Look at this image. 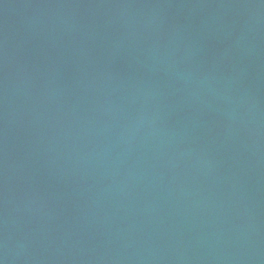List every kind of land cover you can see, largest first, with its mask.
Listing matches in <instances>:
<instances>
[{"label": "water", "instance_id": "1", "mask_svg": "<svg viewBox=\"0 0 264 264\" xmlns=\"http://www.w3.org/2000/svg\"><path fill=\"white\" fill-rule=\"evenodd\" d=\"M0 264H264V0H0Z\"/></svg>", "mask_w": 264, "mask_h": 264}]
</instances>
